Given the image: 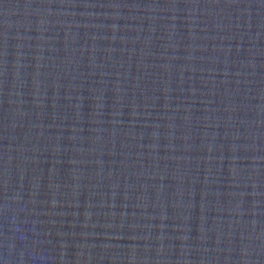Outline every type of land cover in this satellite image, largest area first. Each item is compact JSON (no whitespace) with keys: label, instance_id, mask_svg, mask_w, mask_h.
I'll return each instance as SVG.
<instances>
[{"label":"water","instance_id":"95a60500","mask_svg":"<svg viewBox=\"0 0 264 264\" xmlns=\"http://www.w3.org/2000/svg\"><path fill=\"white\" fill-rule=\"evenodd\" d=\"M0 264H264V0H0Z\"/></svg>","mask_w":264,"mask_h":264}]
</instances>
